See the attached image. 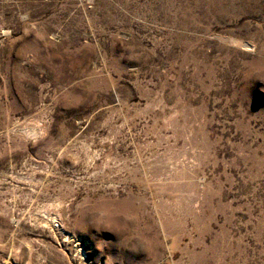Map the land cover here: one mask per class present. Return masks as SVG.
Masks as SVG:
<instances>
[{"label":"rangeland","instance_id":"1","mask_svg":"<svg viewBox=\"0 0 264 264\" xmlns=\"http://www.w3.org/2000/svg\"><path fill=\"white\" fill-rule=\"evenodd\" d=\"M0 264H264V0H0Z\"/></svg>","mask_w":264,"mask_h":264}]
</instances>
